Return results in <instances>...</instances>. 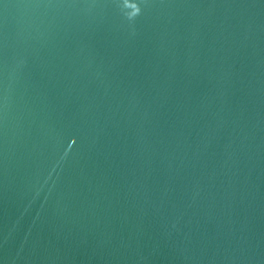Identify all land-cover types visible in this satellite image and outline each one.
<instances>
[{
	"label": "water",
	"instance_id": "95a60500",
	"mask_svg": "<svg viewBox=\"0 0 264 264\" xmlns=\"http://www.w3.org/2000/svg\"><path fill=\"white\" fill-rule=\"evenodd\" d=\"M0 264H264V0H0Z\"/></svg>",
	"mask_w": 264,
	"mask_h": 264
}]
</instances>
